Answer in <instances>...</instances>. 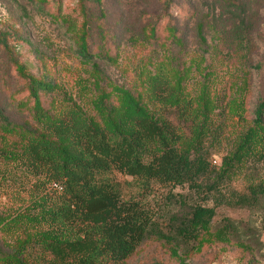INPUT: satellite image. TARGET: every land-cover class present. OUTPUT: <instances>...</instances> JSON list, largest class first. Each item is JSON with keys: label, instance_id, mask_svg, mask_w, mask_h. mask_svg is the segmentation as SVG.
<instances>
[{"label": "trees", "instance_id": "16d2710c", "mask_svg": "<svg viewBox=\"0 0 264 264\" xmlns=\"http://www.w3.org/2000/svg\"><path fill=\"white\" fill-rule=\"evenodd\" d=\"M76 1L78 29L63 0H29L68 35L82 70L73 90L10 62L24 82L9 93L19 119L0 101V159L57 184L59 197L37 214H0V264H185L210 260L221 243L246 264L264 257V97L250 111L246 79L231 95L194 85L197 65L173 55L196 14L190 0H156L157 10L142 13L131 44L150 53L117 83L103 69L118 65L120 46L102 8L92 11L101 0ZM206 20L196 25L201 50ZM0 48H8L1 36ZM114 172L145 194L152 184L187 192L167 194L168 205L152 211L122 197ZM224 206L245 215L219 216Z\"/></svg>", "mask_w": 264, "mask_h": 264}, {"label": "rangeland", "instance_id": "374dc122", "mask_svg": "<svg viewBox=\"0 0 264 264\" xmlns=\"http://www.w3.org/2000/svg\"><path fill=\"white\" fill-rule=\"evenodd\" d=\"M189 2L196 14L184 23L183 51L175 49L173 55H179L178 58L185 60L186 64L197 65L190 72L194 85L206 83L220 93L231 95L241 80L246 79L245 106L251 111L257 99L264 97V0H228V4L221 0ZM63 8L64 15H68L75 24L74 28L78 29L82 16L77 1L63 0ZM100 8L106 15L107 31L114 34L120 46L118 65H103V69L112 80L121 84L136 74L141 55L146 57L150 53V48L137 53L130 36L139 32L142 13L157 10L156 0H101L100 5H92L95 14ZM201 19L211 23L204 28L207 43L204 50L199 47L196 32ZM240 19L245 23L241 24ZM0 36L6 38L8 47L6 50L0 48V101L10 117L19 119L18 112L9 103V93L21 88L20 84L24 82L11 67L10 62L14 60L22 63L28 72L36 76H53L66 90H73V78L82 70L78 60L68 51V35L29 0H0ZM211 160L212 165L220 164L219 155H214ZM113 178L120 183L124 199L140 200L152 211L168 205L167 194L187 192L186 188L152 184L145 194L132 177L114 172ZM236 180L235 187L241 188L243 179L237 177ZM54 188L21 166L0 159V214L42 212L47 202L58 199L59 192ZM218 215L237 217L245 213L224 206L218 208ZM261 239L264 244V233ZM185 264L246 262L239 259L235 247L221 243L210 260H188ZM254 264H264L262 254Z\"/></svg>", "mask_w": 264, "mask_h": 264}, {"label": "built area", "instance_id": "2783aa9c", "mask_svg": "<svg viewBox=\"0 0 264 264\" xmlns=\"http://www.w3.org/2000/svg\"><path fill=\"white\" fill-rule=\"evenodd\" d=\"M52 186L55 187V188L58 187L57 184H55V183H52Z\"/></svg>", "mask_w": 264, "mask_h": 264}]
</instances>
